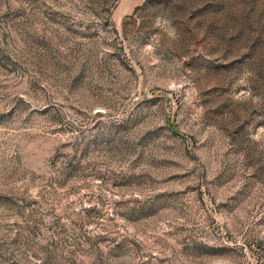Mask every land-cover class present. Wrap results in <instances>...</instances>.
Returning <instances> with one entry per match:
<instances>
[{
  "label": "rangeland",
  "instance_id": "1",
  "mask_svg": "<svg viewBox=\"0 0 264 264\" xmlns=\"http://www.w3.org/2000/svg\"><path fill=\"white\" fill-rule=\"evenodd\" d=\"M0 264H264V0H0Z\"/></svg>",
  "mask_w": 264,
  "mask_h": 264
}]
</instances>
